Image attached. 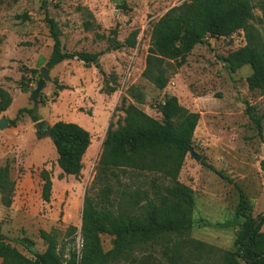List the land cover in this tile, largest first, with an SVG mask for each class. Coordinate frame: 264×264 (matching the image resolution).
<instances>
[{"label":"rangeland","instance_id":"374dc122","mask_svg":"<svg viewBox=\"0 0 264 264\" xmlns=\"http://www.w3.org/2000/svg\"><path fill=\"white\" fill-rule=\"evenodd\" d=\"M184 1L0 0V88L12 99L0 119L14 121L0 130V168L9 165L15 184L11 206L4 207L0 200V232L26 257L32 259L33 255L21 240H29L34 251L41 253L46 248L41 231H56L59 241L68 242L65 233L70 226L78 229L76 249L80 250L85 197L101 211L137 215L148 206V198L154 197L152 180L157 179L162 187L171 185L157 174L103 170L99 165L106 132L123 123L124 108L134 104L161 121L159 105L165 95L175 96L181 106L199 114L191 151L177 179L193 192L192 227L184 237L172 236L159 245L148 243L127 261L114 264L216 263L222 252L234 250L242 223L236 216L240 191L251 216L264 213V92L248 89L249 66L231 69L224 62L229 53L245 44L243 32L208 38L197 45L181 68L169 71L164 90L156 89L143 76L152 25ZM250 1L252 24L264 41V0ZM46 15L56 22L66 52H101L132 40L133 35L135 46L103 54L99 60L103 73L77 60L50 69L34 107L31 94L53 45ZM33 70L37 74L32 75ZM56 83L68 89L58 91ZM22 87L27 88L26 93L21 92ZM22 108L33 109L48 126L70 122L89 132L91 144L77 177L61 175L52 141L37 134V122L26 114L16 119ZM250 115L261 119V133ZM44 174L52 183L48 201L42 198ZM99 240L104 252L112 249L113 236L103 233ZM175 242H185L177 253L172 248ZM176 256H180L178 261L172 259Z\"/></svg>","mask_w":264,"mask_h":264},{"label":"trees","instance_id":"16d2710c","mask_svg":"<svg viewBox=\"0 0 264 264\" xmlns=\"http://www.w3.org/2000/svg\"><path fill=\"white\" fill-rule=\"evenodd\" d=\"M253 9L250 0H186L170 9L151 27L143 76L156 89L164 90L169 82V71L181 68L197 45L203 44L208 38H227L241 31L245 44L229 53L224 62L231 69L249 66L251 74L246 80L248 89L264 92V41L252 24ZM45 20L53 41L51 54L45 64L49 70L64 61L77 60L86 68L93 65L101 71L99 60L103 54L125 46H135L133 35L132 40L116 43L113 48L108 47L101 52H66L56 22L47 15ZM261 22L264 23V8ZM35 74L37 72L33 70L32 75ZM56 89L61 91L68 88L56 83ZM21 92L26 93L27 88L22 87ZM54 95H58L57 91ZM134 100L141 103L140 98L134 97ZM11 102L9 93L0 88V114L9 108ZM123 112V123H119L115 129L110 127L106 132L99 165L103 170L129 169L157 174L171 185L162 187L157 179L152 180L154 197L148 198V206L137 215L121 212L113 215L109 210L101 211L91 198L85 197L79 229V251L76 249L78 229L73 226L68 227L65 233L68 242L59 241L56 231H41L40 238L46 246L41 253L34 251L29 240H21V244L32 253V259L8 243L0 232L1 264H114L127 261L135 251L148 243H168L161 241L172 236L184 237L190 232L193 192L177 179L184 159L191 151L199 114L185 109L172 95H165L159 105L161 121L153 119L134 104H129ZM23 114L28 115L34 123L39 121L35 111L28 108L19 109L16 119ZM250 118L261 133V119L253 115ZM7 122L9 125L14 123ZM47 136L55 148L61 175L77 177L91 144L89 132L75 123L58 121L50 126ZM43 181L42 198L48 201L52 183L46 174ZM14 185L10 178V167L6 164L0 168V200L6 208L12 204ZM239 197L236 216L242 223L233 243L234 250L222 252L213 264H264V232L261 231L264 213L251 216L248 202L241 191ZM103 233L114 237L113 247L108 252L103 251L99 240V235ZM184 243L175 242L173 250L177 253ZM191 243L204 246L200 242ZM172 259L178 261L180 256Z\"/></svg>","mask_w":264,"mask_h":264},{"label":"water","instance_id":"95a60500","mask_svg":"<svg viewBox=\"0 0 264 264\" xmlns=\"http://www.w3.org/2000/svg\"><path fill=\"white\" fill-rule=\"evenodd\" d=\"M49 73L50 70L46 67H43L40 69V79L37 82L35 90L31 94V101L33 102V106L36 107L38 103V95L41 92V90L44 88L46 82L49 80ZM8 127V122L6 118L0 119V130H3ZM36 132L38 135L46 136L50 130V126L45 121H38L35 124ZM192 156L195 157L196 160L199 161V157L195 156L193 153H191Z\"/></svg>","mask_w":264,"mask_h":264},{"label":"crops","instance_id":"0c3cea01","mask_svg":"<svg viewBox=\"0 0 264 264\" xmlns=\"http://www.w3.org/2000/svg\"><path fill=\"white\" fill-rule=\"evenodd\" d=\"M65 62V61H64ZM63 63V62H62ZM61 64V63H60Z\"/></svg>","mask_w":264,"mask_h":264}]
</instances>
